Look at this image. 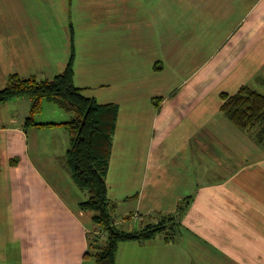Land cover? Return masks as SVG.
Returning <instances> with one entry per match:
<instances>
[{
	"label": "crops",
	"instance_id": "0c3cea01",
	"mask_svg": "<svg viewBox=\"0 0 264 264\" xmlns=\"http://www.w3.org/2000/svg\"><path fill=\"white\" fill-rule=\"evenodd\" d=\"M30 1L29 18L21 19L15 0H0V88L10 74L52 79L73 52L83 94L119 109L105 177L113 214L121 216L117 226L174 216L172 239L120 242L115 264H264V146L221 112L219 96L264 73L263 62L246 70L242 84L231 87L228 79L233 61L245 59L246 67L247 58L261 60L264 0H220L243 13L192 70L171 64L170 30L158 39L151 32L155 23L181 26L176 11L191 16L204 0L194 8L189 0L176 7L159 0ZM206 1L204 10H219ZM107 31L116 37L107 41ZM156 42L167 44L166 55ZM32 105L27 97L0 103V264H95L84 257L91 227L78 204L85 194L63 163L69 136L62 123L70 115L44 100L34 117L39 125H26Z\"/></svg>",
	"mask_w": 264,
	"mask_h": 264
},
{
	"label": "trees",
	"instance_id": "16d2710c",
	"mask_svg": "<svg viewBox=\"0 0 264 264\" xmlns=\"http://www.w3.org/2000/svg\"><path fill=\"white\" fill-rule=\"evenodd\" d=\"M74 59L72 52L63 71L48 80L10 74L0 88V103L15 97L30 98L33 105L26 125H39L34 122V117L42 111L44 100L69 113L70 118L62 123L69 136L63 163L74 183L86 191L87 197L79 202L78 208L90 214L95 226L91 232L93 235H89L84 257L94 258L95 264H115L120 242L148 239L157 232L165 234L167 240L172 239L174 216L157 214L155 221L134 232L113 224L114 204L109 201L105 177L119 109L116 104L100 103L94 97L83 94L74 81ZM219 96L222 100L221 112L239 128L246 130L257 123L264 125V94L242 85L233 94L221 92ZM17 161L18 158H12L10 163ZM103 234L105 236L101 240Z\"/></svg>",
	"mask_w": 264,
	"mask_h": 264
},
{
	"label": "rangeland",
	"instance_id": "374dc122",
	"mask_svg": "<svg viewBox=\"0 0 264 264\" xmlns=\"http://www.w3.org/2000/svg\"><path fill=\"white\" fill-rule=\"evenodd\" d=\"M20 8L16 11L15 17L16 18H21V19H28L29 14L27 13V10H29L31 6V1L30 0H15ZM175 3L176 5L172 4ZM182 0H159L160 4L163 3H169L170 6L176 7L178 3L182 4ZM189 8H194L196 2L195 0H189L188 1ZM206 3L207 1L204 0L202 2V5L197 9V10H191V16L187 15V11H182V10H177L176 11V18H182V25L179 27H173L175 25H170L169 26H161L158 23L154 24L153 31L151 32V35L154 37L156 36V39H158L162 33H166L168 30L172 33V35L175 38V41L173 43V50L174 53L176 54V57L171 60V64L180 70L184 69L186 70L187 68L195 69L200 62L202 61L203 57H205L207 54H210L215 48L216 44L219 42V38L223 36L222 34L228 31L233 22L238 21V19L241 18L242 15V10L236 9L235 8H229L228 6L226 7H221L220 5V0H213L212 3L210 4L211 6L215 7L218 9V4H219V10L218 11H206L204 8H206ZM242 6V5H241ZM204 7V8H203ZM222 8V9H221ZM219 23V24H218ZM160 28H165L163 32H161ZM245 27H242L244 29ZM74 38H78L80 34L78 32H73ZM112 36L116 35L112 31H107L105 33V39L107 41H111ZM237 38V37H235ZM236 40V39H235ZM159 42H156V49L158 45V49L161 51L162 54L166 55L169 51L168 46L166 43H164L163 46H160L158 44ZM242 47L240 48V55H244L245 58H247V55H250V46L248 43L243 42ZM197 47L203 48L204 52L199 53L198 57L196 58H190L189 53L193 52ZM262 47V52H261V60L257 59H248L249 64L244 67V62L245 59H242L243 61L241 63L238 62V60L233 61L231 70L228 75V79H231V87L242 84L246 77V70H252L255 69V67L259 66L261 63L264 62V46L261 44ZM237 59V58H236ZM108 62V67H111L114 63V59H105V63ZM110 62V63H109ZM246 64V63H245ZM256 65V66H255ZM263 65V64H262ZM209 65H203V68H207ZM106 67V65H105ZM112 68H117L116 66ZM112 68L109 71H112L113 73L115 71L112 70ZM263 68V67H262ZM82 71L79 72L81 77L87 76L85 74L81 73H87L89 72L87 69V66H85L81 69ZM168 69L165 71V76L167 74ZM264 72V68L262 69ZM181 73H183L181 71ZM264 74V73H263ZM263 74H259L260 76ZM176 76V73H175ZM260 76L257 78H253L251 81V86L247 84L250 88L257 90L258 92L264 94V83L260 81ZM263 77V76H262ZM175 78V77H174ZM80 82V80H79ZM177 83L173 82V85ZM246 85V84H243ZM242 86V85H241ZM241 86H239L237 89H239ZM235 93V92H234ZM232 94V93H229ZM222 102V100H221ZM251 133L255 134V140L258 142L260 146H264V125L262 123H257L255 126H251L250 128L246 129ZM262 132V133H261ZM261 133V135L259 134ZM209 156H204V164L206 163V159H209ZM83 194H85V198L87 197L86 191H83ZM89 219L88 224L90 230L94 229V224L90 220V214L88 215ZM114 220L113 224L116 225L118 222L121 221V216H115L114 215ZM118 218V219H117ZM134 226L137 228H132L128 226H118V228H121L122 230L128 231V232H134L142 227H144L147 222L146 221H139L138 223L132 222ZM92 231V230H91ZM89 235H93L91 232H88ZM103 232H101L102 234ZM164 234L161 232H157L154 236L155 237H162ZM104 234L101 236L104 239ZM91 258V257H90ZM94 261V258L90 259L92 262Z\"/></svg>",
	"mask_w": 264,
	"mask_h": 264
},
{
	"label": "built area",
	"instance_id": "2783aa9c",
	"mask_svg": "<svg viewBox=\"0 0 264 264\" xmlns=\"http://www.w3.org/2000/svg\"><path fill=\"white\" fill-rule=\"evenodd\" d=\"M91 230H93V229H91ZM90 229L88 230L89 232H92ZM96 232H99V230H97Z\"/></svg>",
	"mask_w": 264,
	"mask_h": 264
}]
</instances>
